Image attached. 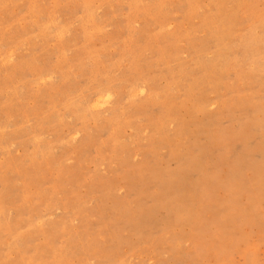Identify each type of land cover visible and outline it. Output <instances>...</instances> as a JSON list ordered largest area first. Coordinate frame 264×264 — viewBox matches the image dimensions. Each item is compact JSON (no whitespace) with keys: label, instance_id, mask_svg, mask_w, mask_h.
I'll use <instances>...</instances> for the list:
<instances>
[{"label":"rangeland","instance_id":"rangeland-1","mask_svg":"<svg viewBox=\"0 0 264 264\" xmlns=\"http://www.w3.org/2000/svg\"><path fill=\"white\" fill-rule=\"evenodd\" d=\"M0 264H264V0H0Z\"/></svg>","mask_w":264,"mask_h":264},{"label":"bare ground","instance_id":"bare-ground-1","mask_svg":"<svg viewBox=\"0 0 264 264\" xmlns=\"http://www.w3.org/2000/svg\"><path fill=\"white\" fill-rule=\"evenodd\" d=\"M97 99V98H96ZM103 100V99H102Z\"/></svg>","mask_w":264,"mask_h":264}]
</instances>
